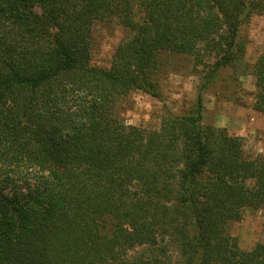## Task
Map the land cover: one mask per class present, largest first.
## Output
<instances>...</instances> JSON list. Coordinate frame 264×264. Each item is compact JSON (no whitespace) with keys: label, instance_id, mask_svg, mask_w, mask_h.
I'll return each mask as SVG.
<instances>
[{"label":"trees","instance_id":"16d2710c","mask_svg":"<svg viewBox=\"0 0 264 264\" xmlns=\"http://www.w3.org/2000/svg\"><path fill=\"white\" fill-rule=\"evenodd\" d=\"M264 0H0V264H264V241L226 230L264 210V156L240 137L165 109L127 125L133 91L158 97L162 54L189 57L203 87L226 69L256 80L243 29ZM125 36L108 68L89 63L92 28Z\"/></svg>","mask_w":264,"mask_h":264},{"label":"rangeland","instance_id":"374dc122","mask_svg":"<svg viewBox=\"0 0 264 264\" xmlns=\"http://www.w3.org/2000/svg\"><path fill=\"white\" fill-rule=\"evenodd\" d=\"M243 34L247 39L245 61L251 64L264 43V15L251 16ZM91 36L90 65L108 68L115 48L125 36L123 29L113 22L96 23ZM160 59L163 66L157 78L158 97L133 91L121 110L127 125L156 130L165 109L178 116L195 111L200 93L204 125L240 137L245 158L264 156V116L250 106L256 85L252 76L226 69L203 87L202 68H193L191 58L162 54ZM226 230L240 250L249 251L264 241V210L244 211L239 221L228 223Z\"/></svg>","mask_w":264,"mask_h":264}]
</instances>
